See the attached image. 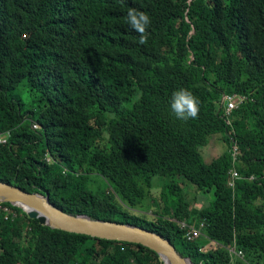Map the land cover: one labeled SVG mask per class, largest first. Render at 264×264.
Segmentation results:
<instances>
[{"label":"trees","instance_id":"obj_1","mask_svg":"<svg viewBox=\"0 0 264 264\" xmlns=\"http://www.w3.org/2000/svg\"><path fill=\"white\" fill-rule=\"evenodd\" d=\"M130 8L150 16L145 45ZM180 88L199 101L198 118L173 114ZM234 95L244 100L226 117ZM0 132L11 133L1 181L159 233L192 264H264V0H0ZM211 137L224 152L206 162ZM158 177L173 181L157 193ZM198 196L211 199L199 208ZM148 201L154 220L137 212ZM2 205L17 217L0 210V264H164L141 244ZM178 221L203 222L201 236L188 242Z\"/></svg>","mask_w":264,"mask_h":264},{"label":"water","instance_id":"obj_2","mask_svg":"<svg viewBox=\"0 0 264 264\" xmlns=\"http://www.w3.org/2000/svg\"><path fill=\"white\" fill-rule=\"evenodd\" d=\"M0 203L23 209L44 225L70 232L88 234L98 239L141 244L156 252L164 264H192L183 257L170 239L140 226L105 221L86 213H69L53 202L50 192L31 193L0 180ZM33 214V215H32Z\"/></svg>","mask_w":264,"mask_h":264},{"label":"clouds","instance_id":"obj_3","mask_svg":"<svg viewBox=\"0 0 264 264\" xmlns=\"http://www.w3.org/2000/svg\"><path fill=\"white\" fill-rule=\"evenodd\" d=\"M127 24L139 33L138 43L147 44L146 30L151 23L150 16L143 11L130 8L127 12ZM170 107L177 119L187 121L199 115V101L191 91L180 88L173 92Z\"/></svg>","mask_w":264,"mask_h":264},{"label":"built area","instance_id":"obj_4","mask_svg":"<svg viewBox=\"0 0 264 264\" xmlns=\"http://www.w3.org/2000/svg\"><path fill=\"white\" fill-rule=\"evenodd\" d=\"M225 100L227 101V107L225 108V116L229 117L233 112V110L236 109L237 103L239 104L243 102L244 99L234 95V96L225 97ZM33 128L36 130V129H40L41 126L38 122H33ZM10 137H11V133L0 132V145H7L10 142ZM239 155H240V151L238 147L235 145L233 151L234 160H237V157ZM46 158L49 162L56 161L50 153L47 154ZM240 178L241 176L239 172L236 169H232L230 171L228 186L231 187L232 189H235L236 181L239 180ZM0 210H5L9 216L17 217L15 209L12 207L3 206L2 203H0ZM177 223L183 230H185L186 232L185 239L188 242H194L201 236L202 228L204 227L203 222L200 223L198 227L191 226L190 223H188L187 221H178ZM229 251L234 257L240 258L242 255L240 251H235L234 249H229Z\"/></svg>","mask_w":264,"mask_h":264},{"label":"rangeland","instance_id":"obj_5","mask_svg":"<svg viewBox=\"0 0 264 264\" xmlns=\"http://www.w3.org/2000/svg\"><path fill=\"white\" fill-rule=\"evenodd\" d=\"M22 93H23V91H21V94ZM27 100L29 101V99H27ZM218 141L219 140H217L215 137H213V138L211 137L209 144L200 149L201 154H202V156L206 162H210L211 160L218 158L224 152V148L219 143L220 141L219 142ZM92 176L97 180L96 186L108 187V183L106 182L104 177H102L98 173H93ZM180 180L182 182L181 185L184 188L185 192L187 191L188 199H189L190 203H192L193 194H192L191 189L193 188V186L191 184H189V182L187 183L186 181H183L181 178H178V181H180ZM168 181H173V179H171V178L165 179V178H161V177L156 178L154 190L155 191L157 190L156 191L157 193L160 192L163 189V186ZM161 187H162V189H160ZM110 189L113 190L112 188H110ZM207 197H208V199H211L210 196H198V198L196 199V206L199 208L202 207L206 203V201L208 200ZM137 212L139 214H142L143 216L147 215V218H149L151 220H154L156 218V216L152 215V203H151V201L146 202L145 206H143L141 209H138ZM191 226L198 227L199 225L198 224H192ZM215 247H216L215 244L209 243L206 246H204L203 250L207 251V250L213 249Z\"/></svg>","mask_w":264,"mask_h":264},{"label":"bare ground","instance_id":"obj_6","mask_svg":"<svg viewBox=\"0 0 264 264\" xmlns=\"http://www.w3.org/2000/svg\"><path fill=\"white\" fill-rule=\"evenodd\" d=\"M33 215V214H32Z\"/></svg>","mask_w":264,"mask_h":264}]
</instances>
